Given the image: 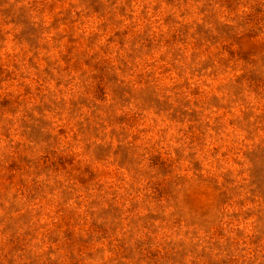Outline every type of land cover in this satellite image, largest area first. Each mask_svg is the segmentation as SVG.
Returning a JSON list of instances; mask_svg holds the SVG:
<instances>
[{
	"label": "clouds",
	"instance_id": "1",
	"mask_svg": "<svg viewBox=\"0 0 264 264\" xmlns=\"http://www.w3.org/2000/svg\"><path fill=\"white\" fill-rule=\"evenodd\" d=\"M0 264H264V0H0Z\"/></svg>",
	"mask_w": 264,
	"mask_h": 264
}]
</instances>
